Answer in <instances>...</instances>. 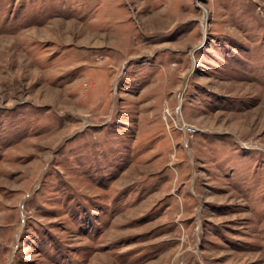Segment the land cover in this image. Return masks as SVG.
<instances>
[{
  "label": "rangeland",
  "instance_id": "rangeland-1",
  "mask_svg": "<svg viewBox=\"0 0 264 264\" xmlns=\"http://www.w3.org/2000/svg\"><path fill=\"white\" fill-rule=\"evenodd\" d=\"M0 264H264V0H0Z\"/></svg>",
  "mask_w": 264,
  "mask_h": 264
}]
</instances>
